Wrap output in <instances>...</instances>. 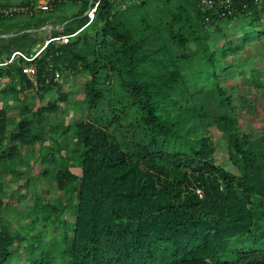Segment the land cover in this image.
I'll use <instances>...</instances> for the list:
<instances>
[{
    "label": "trees",
    "instance_id": "trees-1",
    "mask_svg": "<svg viewBox=\"0 0 264 264\" xmlns=\"http://www.w3.org/2000/svg\"><path fill=\"white\" fill-rule=\"evenodd\" d=\"M91 1L41 32L46 18L28 0L25 14L0 12V64L42 45L34 82L22 71L24 59L0 65V78L16 76L23 98L27 89L40 101L60 93L56 74L89 75L88 116L74 127L78 173L60 150L49 170L58 190L75 195L73 225L62 222L60 234L45 241L35 229L39 215L49 222L63 208L36 201L29 228L1 226L0 264H19L15 249L23 243L21 264H264V136L240 130L209 46L210 30L260 19L263 0H232L230 14L197 0H98L100 29L86 25ZM19 14L26 20L10 32ZM76 32L66 43L56 39ZM66 100L61 94L36 112L30 104L20 109L3 169L20 147L44 140L43 115ZM10 124L3 107L0 147ZM211 126L225 136L236 174L215 164Z\"/></svg>",
    "mask_w": 264,
    "mask_h": 264
},
{
    "label": "rangeland",
    "instance_id": "rangeland-1",
    "mask_svg": "<svg viewBox=\"0 0 264 264\" xmlns=\"http://www.w3.org/2000/svg\"><path fill=\"white\" fill-rule=\"evenodd\" d=\"M26 1L0 0V12L16 11L25 14ZM28 1L30 3L28 7L34 8L38 0ZM128 1L123 0L122 3L125 5ZM130 1L135 3V0ZM81 4V0H65L52 11L43 13L46 19L41 22L42 27L39 31L47 30L52 25L59 27L60 18L71 16L79 10ZM258 7L260 19L256 21L249 22L250 18H245L225 25L221 32L209 31V46L215 54L217 79L225 95L230 98L231 111L237 119L240 130L253 138L264 136V33H258V30L264 31V0L258 4ZM25 17L21 14L13 17L9 21L12 24L10 32L16 30L20 22L26 20ZM91 22L96 24L95 28H101L102 23L97 22L95 14ZM77 33L58 40H64L60 41L61 43L67 42L65 40H68V37H73ZM44 34L40 35L44 36ZM41 48L42 45H36L34 51L37 53ZM15 78L17 77L11 79L5 72L0 78V109L4 107L11 120L4 145L0 147V157H4L15 144L9 140V136L16 130L20 109L25 104H30L33 112H36L48 102H56L59 95L67 96L66 101L58 104L59 108L56 112L43 115L42 125L46 131L44 140L32 146L20 147L10 162L6 165L3 163L5 169L0 165V170H3L0 174V228L4 224H9L12 229L18 231L21 228H29L32 225V217L28 213L36 201L44 206L63 208L58 218L52 214L49 222L43 221L42 216L39 215L35 229L39 231V237L48 242L52 237L60 234L63 229L62 222H67L69 226L73 225L72 210L75 205V195L58 190L54 173L49 170L51 164L56 167L59 163L60 150L69 167L78 173L72 164L73 149H80L74 146L77 139L74 127L88 116L85 84L89 80V75L64 72L62 76L55 78L61 86V92L52 90L42 101L38 100L31 89L25 91L26 97L23 98V93L19 91V81ZM210 132L214 144L215 164L236 174V170L228 161L225 136L215 126L210 127ZM33 233L30 231L28 236ZM15 251L19 264L24 263L26 255L24 243L16 247Z\"/></svg>",
    "mask_w": 264,
    "mask_h": 264
},
{
    "label": "built area",
    "instance_id": "built-area-1",
    "mask_svg": "<svg viewBox=\"0 0 264 264\" xmlns=\"http://www.w3.org/2000/svg\"><path fill=\"white\" fill-rule=\"evenodd\" d=\"M64 1L65 0H38L36 6L34 8H32V10L34 12H42V13L50 12V11H52V9L55 6H57L58 4H60V3L64 2ZM197 3L203 9H209L210 10V9H215V8H223L224 10H226L227 14L231 13L232 0H197ZM97 6H98V0L95 1V2H93V1L90 2V7H89V9L86 12V15L89 17V20H88L87 24H89L92 21V18L94 16V14L96 13ZM25 9H26L25 11L28 10V8H25ZM64 37L65 36L60 37V39H62ZM56 39H59V38H56ZM49 41H47L45 43V45ZM60 41H64V40H60ZM65 41H67V39ZM64 43H66V42H64ZM38 53L39 52L35 53V55H33L31 57H26L21 52H14L11 55L9 60H4V63H2L0 65H6L8 63H11L14 60H19L20 58H22V59H24L27 62L26 64L23 65L22 71H23L24 74H26V76L30 80L33 81L34 77H35L36 70H35V66H34V64L32 62H33V59L36 57V55ZM56 77H58V74H56ZM197 194L199 195V197L203 196L201 190H197Z\"/></svg>",
    "mask_w": 264,
    "mask_h": 264
}]
</instances>
